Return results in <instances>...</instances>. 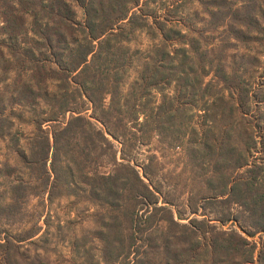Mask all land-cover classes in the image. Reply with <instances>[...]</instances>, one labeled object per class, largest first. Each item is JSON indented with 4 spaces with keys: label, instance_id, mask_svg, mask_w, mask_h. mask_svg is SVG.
<instances>
[{
    "label": "rangeland",
    "instance_id": "rangeland-1",
    "mask_svg": "<svg viewBox=\"0 0 264 264\" xmlns=\"http://www.w3.org/2000/svg\"><path fill=\"white\" fill-rule=\"evenodd\" d=\"M71 1L75 11L74 21L80 25L83 23L84 11L79 2L85 0H78V3ZM137 1L135 7L130 6L128 16L135 12L142 13L147 27L136 29L129 35L124 19L113 28L114 32L124 28L122 32L128 39L111 43L116 48L113 52H125L127 59V65L120 70V104L114 108L123 112L125 118L137 111V123H143L145 117L147 121L137 126L128 119V126L135 135H126L121 142L105 133L103 124L92 116L90 102L83 96L79 97L76 105L74 104V112H66L57 120L62 124L70 114L81 116L94 130L104 132L111 147L104 142L91 150L85 140L90 135L87 130L75 136L76 141L74 139L70 146L71 154L81 165L83 174L89 178L83 179L81 174L74 175V179H70L74 187L69 194L57 195L52 191L48 197L42 189L45 175L41 173L39 164L31 163V152L35 151L32 150L35 147L34 141L41 135H48L50 141L52 130L60 124L48 120V116L54 109L51 97L60 92L59 87L64 82L47 78L40 85L41 89L37 90L40 96L35 103L8 105L6 98L11 94L18 72L17 69L9 72L0 69L2 115L8 122L0 131V206L11 202L13 184L21 182L26 188L13 213L6 217L0 216V264H137V261L144 260L145 258L132 251L136 246V250L140 251L145 248L138 246L141 242L139 235L131 237L135 240L134 244L133 240H129L131 231L124 215L116 213L117 210L109 205L112 194L105 191L109 183L99 178V175L111 171L113 158L122 164H134L142 181L154 191L155 197H150V200H155L156 206H166L173 216L177 213L181 220H175L179 224L188 226L189 220L203 221L200 224L202 232L197 233L200 237L197 252L190 253L191 258L184 256L183 264H210L212 257L204 249V242L213 239L216 233L231 230L246 238L247 247L249 249L251 245L253 253L248 263L242 262L244 255H241L229 264H264L257 258L258 252L264 247V231L254 230L248 225L256 221L259 207L256 208V214L254 211L252 214L248 211L245 213L243 210L246 208L243 206L239 207L231 202L221 203L223 201L220 200L225 197L216 196L214 189H210L218 184L214 180L217 175L212 172L217 161L216 150L213 148L208 152L201 145L210 142L212 146L218 136L219 124L208 123L212 116L209 104L215 100L219 88L213 82V71L206 72L207 67L205 73L197 71V76L191 77V83L187 85L189 91L183 88L184 82L182 85L178 82L161 84L160 89L147 88L145 92H140L131 106L129 103L125 105L132 82L143 70V65L149 62L148 57L155 54L157 46L164 45L165 50L178 63L183 59L181 54L185 53L186 59L182 61L184 67L191 65L196 69L200 60L198 55L204 54L206 57L201 62L205 66L211 58H218L216 62L222 66L221 69L228 74L239 75L244 80L243 89L247 91V101L243 108L254 119V124L258 125L252 130L264 134V123L259 120L261 114H264V45L256 41L242 43L235 39L228 31L227 19L220 27H213L205 13V3L210 0ZM5 45L7 41L0 36L5 60L14 63L11 52L4 48ZM21 48L25 49L26 46ZM39 52L41 55L34 52L35 58H43L47 61V66L55 68L50 63L49 52L45 49ZM15 64L17 65L14 63V66ZM27 76L28 73L26 76L23 74L22 79ZM209 81L213 85L208 86L204 96L201 93L203 84L200 82L205 84ZM189 86H192V90ZM105 102L108 100L105 99ZM205 108H209V111H204ZM248 162L260 164L264 171V150L258 143L249 152ZM144 166H147L146 172L149 175L143 173ZM248 167L229 169L224 174L231 179L247 178ZM262 177L264 173L259 172L258 178L263 179ZM116 194L114 205L119 208L123 204L125 193ZM120 194L123 195L121 201ZM141 203L147 205L145 200H141ZM145 210L143 206L135 209V213L140 216ZM190 231L195 232H186ZM209 231L214 233L211 235ZM155 236L157 233L154 231L149 233V238ZM190 240L189 238L188 241ZM121 243L124 250H121ZM127 251L130 252L126 253ZM159 258L161 257L152 258L150 263L174 264L170 259L164 262V259Z\"/></svg>",
    "mask_w": 264,
    "mask_h": 264
},
{
    "label": "trees",
    "instance_id": "trees-1",
    "mask_svg": "<svg viewBox=\"0 0 264 264\" xmlns=\"http://www.w3.org/2000/svg\"><path fill=\"white\" fill-rule=\"evenodd\" d=\"M75 1L78 3V0ZM80 3L84 19L79 25L74 21L75 11L71 0H0V36L7 41L4 48L11 52L10 56L13 57L14 63H17L14 66V63L5 60L1 50L3 46H0V63L2 62L0 69L3 72L17 69L18 72L17 80H14L11 94L6 100L8 105L33 104L40 96L37 90L41 89L40 85L47 78L62 81L64 84L59 87L60 92L51 97L54 109L50 111L48 120L60 123L57 118L66 112H74V104L76 105L77 99L83 96L90 102L92 116L103 124L105 133L123 142L121 139L126 135L129 137L135 135L128 122L141 126L147 120L145 117L143 123H137L139 115L137 111L135 115L125 118L123 112L114 108L120 104V70L127 65V59L125 52L114 53L113 49L116 48L111 43L127 37L122 32L124 28L115 32L113 28L117 22L126 19L127 32L130 35L136 29L146 28L147 22L142 13L135 12L128 16L130 6L135 7L137 0H85ZM205 4V13L213 27H220L227 19L228 31L235 39L242 43L256 41L264 45V0H210ZM21 46L26 48L22 49ZM164 47L157 46L154 49L155 54L148 57L149 62L143 65V70L132 82L125 105L129 103L131 106L140 92H145L147 88L160 89L161 84L178 82L182 85L184 82L183 88L187 90L191 77H196L197 71L205 73V67L208 68L206 72L213 71V82L219 85L217 93L220 97L216 94L215 100L209 104L212 116L208 123L219 124L218 136L212 146L210 142L201 145L208 152L213 148L216 150L217 161L212 172L216 173L214 180L218 184L216 187L211 186L210 189H214L216 196L225 197L220 200L223 201L221 203L231 202L239 207L243 206L246 208L243 210L245 213L248 211L252 214L254 211L256 214L258 211L256 208L259 207L256 221L248 225L254 230L264 231V177L258 178L259 172L264 171L260 164L248 162L249 152L257 143L262 151L264 150V134L252 130L258 125L254 124V119L243 108L247 101V91L242 85L244 80L235 73L228 74L221 69L222 66L216 62L218 58L216 60L211 58L205 66L201 62V59L206 57L204 54L198 55L200 60L196 69L191 65L184 67L182 61L186 59L185 53L181 54L183 59L178 63ZM42 49L49 52L50 63L55 68L47 66L45 59L35 58L34 52L41 55L39 51ZM27 73V78L22 79L23 74L26 76ZM213 82L205 84L200 82L203 84L201 93L204 96L208 86L213 85ZM198 87L200 89V86ZM189 88L192 90V86ZM105 99L108 102H105ZM262 102L264 103V99ZM2 103L3 96L0 93V131L8 123L2 115ZM135 106H132V109H135ZM209 108L203 110L208 112ZM259 120L260 123H264V114H261ZM83 130L90 132L85 140L91 150L104 142L110 145L104 137V132L94 130L85 119L73 114L52 130L50 141L48 135H41L34 141L35 147L32 150L35 151L31 152V163L39 164L41 173L45 175L42 189L48 197L52 191L57 195L69 194L74 187L70 179H74L76 174H81L80 177L83 179L89 178L83 174L81 165L75 161L70 149L72 141L74 139L76 141L75 136ZM132 130L134 131V128ZM19 156L23 158L20 154ZM111 165V171L99 175V178L109 183V187L105 189L108 194H112L109 197V205L117 210L116 213L124 215L130 230L126 229L131 231L129 240L134 234L139 235L141 242L138 246L145 247L141 251L136 250L137 246L132 250L133 253L145 258L137 261V264H151L152 258L157 257L164 259V262L170 259L174 264H183L184 256L189 258L190 253L197 252L199 243L197 241L200 240L197 233L202 232L200 224H203V221L189 220L188 226L179 224L181 218L177 213L173 216L172 211L165 208L166 206H156V201L150 200V197H155L154 191L142 181L134 164H122L113 158ZM247 165L249 166L247 178L231 179L224 174L229 169L237 170ZM142 170L144 174L149 175L146 172L147 166ZM25 191V184L21 182L13 184L11 202L6 206H0V216L11 215ZM117 192L125 193L124 196L120 194V201L123 196V204L119 208L114 205ZM141 200H145L147 205L141 203ZM249 204L251 205L248 206ZM143 206L146 210L140 216L137 215L135 209H141ZM189 210L192 211V208L189 207ZM189 230L195 232H186ZM153 231L157 236L149 238V233ZM209 233L212 235L214 232ZM131 240L134 244L135 240ZM204 243V249H207L212 257L210 264H229L235 257L241 255H244L242 258L244 263L252 259L253 247L250 245L248 249L246 238L233 230L216 233L213 239ZM121 247L120 249L124 250L122 243ZM176 247H179V250L175 251ZM257 258L259 262H264V247L258 252Z\"/></svg>",
    "mask_w": 264,
    "mask_h": 264
}]
</instances>
